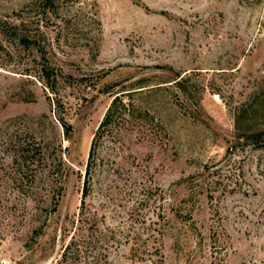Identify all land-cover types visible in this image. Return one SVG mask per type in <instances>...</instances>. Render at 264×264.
Here are the masks:
<instances>
[{
    "label": "rangeland",
    "instance_id": "obj_1",
    "mask_svg": "<svg viewBox=\"0 0 264 264\" xmlns=\"http://www.w3.org/2000/svg\"><path fill=\"white\" fill-rule=\"evenodd\" d=\"M35 1L0 0V264H58L134 90L86 199L109 264H264V0Z\"/></svg>",
    "mask_w": 264,
    "mask_h": 264
},
{
    "label": "trees",
    "instance_id": "obj_2",
    "mask_svg": "<svg viewBox=\"0 0 264 264\" xmlns=\"http://www.w3.org/2000/svg\"><path fill=\"white\" fill-rule=\"evenodd\" d=\"M50 0H36L34 5L40 11V14L47 13V7ZM26 37L20 36L19 41L25 42ZM181 85V83H178ZM264 86V80H263ZM140 86L139 88H144ZM141 91L119 92L113 96V99L107 108V111L99 123L91 142L88 155V162L85 168V176L83 181L82 200L80 206V214L77 221V227L67 244L64 245L60 254L58 264H109L108 253L113 247L111 239V231L105 226L106 231H102L98 224V218L95 214H91L87 208L86 199L89 196L91 185V167L95 152L96 144L105 137L118 133L117 126L129 120H146L149 116L147 103H132L131 99L135 93ZM128 118V119H127ZM137 122V121H136ZM69 130V127H66ZM252 144L264 146V128L256 129L251 132L248 137ZM261 148V147H260ZM24 152L25 151L23 150ZM110 232V234H109Z\"/></svg>",
    "mask_w": 264,
    "mask_h": 264
}]
</instances>
